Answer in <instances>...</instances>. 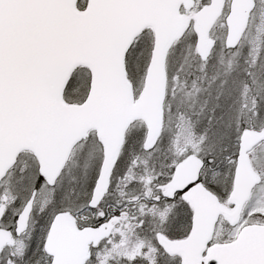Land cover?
Masks as SVG:
<instances>
[{"label":"snow or ice","instance_id":"obj_1","mask_svg":"<svg viewBox=\"0 0 264 264\" xmlns=\"http://www.w3.org/2000/svg\"><path fill=\"white\" fill-rule=\"evenodd\" d=\"M0 264H264V0H0Z\"/></svg>","mask_w":264,"mask_h":264}]
</instances>
